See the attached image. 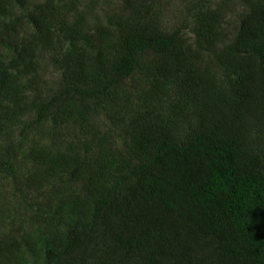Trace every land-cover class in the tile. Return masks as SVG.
I'll use <instances>...</instances> for the list:
<instances>
[{"label":"trees","instance_id":"1","mask_svg":"<svg viewBox=\"0 0 264 264\" xmlns=\"http://www.w3.org/2000/svg\"><path fill=\"white\" fill-rule=\"evenodd\" d=\"M239 1L225 33L200 1L168 29L156 0H0V264H264V0Z\"/></svg>","mask_w":264,"mask_h":264},{"label":"rangeland","instance_id":"2","mask_svg":"<svg viewBox=\"0 0 264 264\" xmlns=\"http://www.w3.org/2000/svg\"><path fill=\"white\" fill-rule=\"evenodd\" d=\"M194 1L219 6L224 13L222 27L225 33L233 30L237 22V16L242 10V5L239 0H156L155 7H158L161 14L162 25L168 29L178 26L182 18L184 19L186 15V8ZM80 2L79 7L85 10L89 16L96 14L95 16L101 18L103 21L104 15L117 9L120 0H80ZM86 6H89L91 10L84 8ZM183 36L188 41L191 40V35L188 32L184 31ZM46 72L48 73V71Z\"/></svg>","mask_w":264,"mask_h":264}]
</instances>
